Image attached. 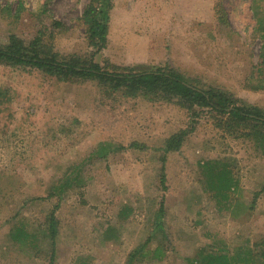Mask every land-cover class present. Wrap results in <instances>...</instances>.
Returning <instances> with one entry per match:
<instances>
[{
    "label": "rangeland",
    "instance_id": "rangeland-1",
    "mask_svg": "<svg viewBox=\"0 0 264 264\" xmlns=\"http://www.w3.org/2000/svg\"><path fill=\"white\" fill-rule=\"evenodd\" d=\"M89 5L108 21L101 49ZM39 33L61 57L172 68L264 110V0H0V44ZM180 99L0 63V264H50L51 216L52 264H128L147 238L132 264H196L223 249L261 260L264 152L246 134L264 126Z\"/></svg>",
    "mask_w": 264,
    "mask_h": 264
},
{
    "label": "trees",
    "instance_id": "trees-1",
    "mask_svg": "<svg viewBox=\"0 0 264 264\" xmlns=\"http://www.w3.org/2000/svg\"><path fill=\"white\" fill-rule=\"evenodd\" d=\"M105 3V1H103ZM101 9L98 11L93 5H89L85 10L86 16H89V23L87 31L89 33V40L97 49H101L107 44V28L108 21L104 15L100 16ZM62 26L59 21L53 22V27ZM42 36L40 33L31 41L25 43L19 39L15 34L9 36V40L5 44H0V63L16 66H31L42 69L44 72L58 76L65 80L77 79H95L100 83L110 85L114 90L118 88H125L130 93L137 91L145 92L150 95H158L164 93L165 95H177L182 98L181 103L186 106L192 104L198 106L209 107L212 110L227 114L232 120L237 123L252 121L254 124L264 126V110L258 107H250L245 104L236 103L231 94L225 90L215 87H202L190 81L182 73L175 69H164L162 67L135 70L133 67H125L119 70L117 67L104 68L100 63L94 60L80 61L77 58L61 57L57 52H52L51 48L43 47L41 43ZM113 68V69H112ZM193 126L189 129L192 130ZM189 129H180L178 132L172 134L166 139V149H179L185 139V135ZM247 136L256 139V144L260 146L264 152V132L252 134L249 131ZM253 136V137H252ZM138 146L137 142H132L129 147ZM127 146H121L126 148ZM97 152H102L98 149ZM161 181L164 183L166 175L164 165L161 168ZM159 220L155 225L157 227H164L163 217L165 208L163 201L158 208ZM56 219L54 216L50 217L49 234L52 241L51 261L53 260L55 237H56ZM149 238L143 242L136 251H134L128 260V264H132L136 254L148 243ZM263 247L259 252L261 260L254 258L251 250H247L249 256L244 255L243 251L237 252V256H231L227 250L207 252L198 259L196 264H253L254 261H260L264 264V241L260 243ZM160 252V247L155 249V253ZM163 255L160 254L159 258Z\"/></svg>",
    "mask_w": 264,
    "mask_h": 264
}]
</instances>
